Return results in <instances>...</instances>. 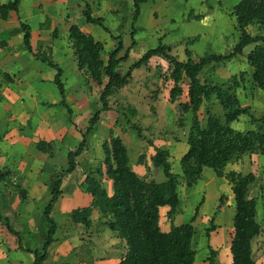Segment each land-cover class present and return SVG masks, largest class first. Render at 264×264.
Instances as JSON below:
<instances>
[{
	"label": "crops",
	"instance_id": "1",
	"mask_svg": "<svg viewBox=\"0 0 264 264\" xmlns=\"http://www.w3.org/2000/svg\"><path fill=\"white\" fill-rule=\"evenodd\" d=\"M10 1L0 0V4ZM133 2L84 0V5L83 0H20L17 12H9L6 19L0 18V175L5 174L0 183V216L7 218L11 228L19 234L10 233L0 219V264L33 263V251L42 247L48 231L44 210L50 200L52 182L67 167V154L75 151L81 143L82 133L92 115L102 110L100 94L107 79H103L100 85L78 69L69 40L70 28L77 26L82 32L91 35L102 44L103 54L107 55L113 47L110 34L113 37L119 35L120 29L124 28H121L124 20L129 19ZM86 5L90 7L94 18L103 19V25L110 34L100 27V30H96V25L85 23L82 13ZM187 5L183 10L186 14L190 10L194 14H203L199 12L200 8L192 9ZM108 18L110 23L107 22ZM22 24L29 29L31 52L23 44ZM134 30V34H137ZM138 41L137 38V46L131 51L133 57L128 59L127 54L126 59L118 65L117 71L121 76L126 75L146 52L141 47L138 49ZM128 50L126 43L117 58H123ZM136 51H142V55ZM168 67L162 58H150L146 65L132 69L128 84L109 98L108 110L100 114V122L88 137L87 147L75 159V170L62 179L61 195L51 213L57 224L55 241L47 249L43 264L120 262L121 259L115 258L113 252L119 239L107 228V219L96 208H92L89 216L91 226L88 230L82 224L74 223L71 214L76 209L91 208L92 197L80 188V184L88 171L102 165L101 147L111 134L123 142L128 155L132 157V170L146 181L163 183L166 180L156 179L157 169L151 161L155 148L166 149L170 157L173 156L179 162L187 153L189 128L181 132L186 134V138L176 142L169 136L171 124H166L169 112L174 116L177 110L176 103L170 98L174 84L167 79L163 85L162 77L156 73H164ZM57 68L64 87V102L68 107L62 105L55 84ZM181 87L185 92L180 101L186 104L188 87ZM212 102H215L214 106L219 105L215 99L204 103L210 105ZM150 113L153 117L147 116ZM143 117L149 118L150 122L139 128L150 131L151 135L146 138L142 134L144 140H141L131 130V125L141 123ZM185 118L188 119V116ZM156 121L160 124H156ZM234 123L231 127L239 131L234 128ZM150 140L152 145L145 146L144 141ZM39 144L45 146L39 148ZM250 156V153H246L229 163L225 173H242L238 163ZM140 158L143 159L142 163L139 162ZM58 162V167H55ZM147 169L151 174L148 178ZM102 182L110 195V181L104 178ZM206 190L216 205L220 204L224 191L227 196L231 195L232 186L227 179L218 177L212 170ZM207 198V194L206 198L203 196V205L207 203ZM161 209L159 227L162 232H169L172 225H183L176 223V217H179L177 213L170 220L166 217L167 208Z\"/></svg>",
	"mask_w": 264,
	"mask_h": 264
},
{
	"label": "trees",
	"instance_id": "2",
	"mask_svg": "<svg viewBox=\"0 0 264 264\" xmlns=\"http://www.w3.org/2000/svg\"><path fill=\"white\" fill-rule=\"evenodd\" d=\"M146 1L134 0L133 25L140 12V4ZM19 2L20 0H12L0 4V18L6 19L11 11L17 12ZM233 11L239 39L230 53L205 55L197 61L190 59L180 61L171 54L170 46L159 45L146 51L131 66L130 71L146 65L152 57H160L168 63L169 79L174 84L170 92L171 101L173 102L176 96L181 95V86L188 87V102L182 104L181 109L183 112L193 114V122L187 138L188 151L180 160L183 179L188 187H192L199 179L203 168H209L218 177L229 180L232 185L235 205L230 245L231 264H256L252 243L261 233V226L256 219L257 202L249 196L250 187L255 183L256 176L253 173L242 174L233 171L225 173V167L246 153H258L264 156V116L259 119L252 118L251 121L256 125L257 130L246 132L234 130L231 124L238 121L242 115H249L248 109L241 107L235 94L238 83L224 87L200 79V75L207 66L229 62L236 55H242L246 47L258 44L247 55L246 61L253 70V84L264 91V35L251 36L247 31V28L253 25L264 30V0H239ZM82 15L86 24L96 25L110 34L103 25V19L94 18L91 15L88 5L85 6ZM21 29L24 32L23 44L26 50L31 52L29 29L24 24L21 25ZM134 33L135 30L132 28V38ZM110 38L115 43V47L103 61L102 44L96 42L91 35L82 32L77 26L70 28L69 40L77 59L78 69L84 71L100 85L105 78L107 83L100 94L102 110L92 115L88 126L82 133L81 143L75 151L67 154V167L52 182L50 200L44 210L48 231L42 247L33 251L32 264H43L47 258V249L55 241L57 224L51 213L54 204L61 195L60 186L63 177L75 170V159L87 147V139L99 124L100 114L108 110L109 98L128 84L130 71L124 76H121L117 71L118 65L126 59L128 52L123 58H117L123 49L122 42L120 38H115L111 34ZM55 84L62 98L61 103L66 106L59 69ZM211 99H216L222 107L223 118L207 112L206 122L201 125L196 113L204 102ZM131 130L137 134L139 139L144 140L139 127L131 125ZM146 143L148 146L152 145L151 141ZM44 146V144L38 145L39 148ZM101 150L102 165L95 171H88L80 184V188L92 197L91 208L74 210L71 220L74 223L82 224L88 230L91 226L89 216L92 208H96L101 216L107 219V228L126 245V253L118 264H194L196 253L192 248V239L194 235L193 223L197 213L188 223L178 227L172 225L169 232H162L159 227L160 208H167V217L171 220L177 213L180 203L177 192L178 177L171 172L168 151L163 148H155V154L151 158L153 167L162 170L166 179L163 183H156L146 181L132 170L128 151L120 138L111 134L110 139L103 142ZM139 162L142 163L143 159L140 158ZM4 178L5 174L0 175V183ZM104 178L111 183L112 193L110 195L102 185ZM224 199V196L220 198V205ZM0 219L6 224L10 233L19 236L11 228L7 218L3 219L0 216ZM213 231H215V226L212 220L211 226L206 230L207 240ZM207 247L210 255L207 258V263L217 264L215 261L216 251L208 243Z\"/></svg>",
	"mask_w": 264,
	"mask_h": 264
},
{
	"label": "rangeland",
	"instance_id": "3",
	"mask_svg": "<svg viewBox=\"0 0 264 264\" xmlns=\"http://www.w3.org/2000/svg\"><path fill=\"white\" fill-rule=\"evenodd\" d=\"M238 1L239 0H148V2L140 4V12L134 25L132 24L131 12H133V5L131 4L128 15L129 19L124 20L125 22L121 26V28L123 26L124 28L120 29L119 35L115 38H120L123 45L127 43V47L129 46L127 53L128 59H130V56L133 57L131 51L137 46L135 45L137 44V38L139 39L138 49L141 47L144 51H148L159 45H167L172 49L171 54L180 61H187L188 59L197 61L199 58L210 54L226 55L233 50L239 39V32L235 28L233 11ZM186 3H188L187 7L189 8H198V10L200 8L199 12H203V14H199L198 12L194 14L192 10L186 14V12L183 11ZM83 4L85 5L84 0ZM109 6H111V3ZM106 16L108 17V15ZM107 22L110 23V18L107 19ZM95 27L97 28L96 30H100L98 26ZM132 28L137 31V34H134L133 38L131 37ZM247 31L251 36L264 35V30L257 25L249 26ZM100 32L102 33V30ZM112 44L113 49L115 43ZM257 45L258 44H253L246 47L242 55H236L229 62L207 66L200 75L202 81H207L213 85L227 87L232 86L234 83H238L235 94L241 107L247 108L249 111V115H242L239 121L233 124L234 128L238 129L240 132L257 130L256 125L253 124L251 120L252 118L259 119L264 116V91L253 84V70L246 61L247 55L250 54ZM138 52L142 55V51ZM138 52L136 51V53ZM102 59H107L106 54H103ZM158 74L162 77L164 81L163 85H165L166 80L169 79V70H166L164 73H156V75ZM161 90L162 89H160V91ZM157 92H159V90H157ZM184 92L181 91V95L176 96L174 102L176 103L177 110L174 111V116L169 112V120L166 122V124H171V127H169V136L173 140H177L176 142L186 138V134L181 132H183L185 128H189L188 130L190 131L193 122V114L191 112L186 114V112H183L181 109L182 103L180 100ZM214 104L215 102H212L210 105L204 103L196 113L201 125H204L206 122L207 112L216 114L219 118H223L224 112L222 107L220 105L214 106ZM186 115L188 119L185 118ZM147 116L153 117L151 113ZM149 120V118L143 117L140 121L141 123L133 124L137 127L143 124L147 126V123L150 122ZM156 122H158L156 124H160L159 121ZM146 131L142 130V134L147 138L150 131ZM184 133H186V131ZM144 144L145 146L147 145L145 141ZM128 156L129 161H131V154ZM169 162L171 165V172L178 177L177 192L180 203L177 209V216L179 217H176V223H188L197 213L193 223L194 235L192 239V248L196 253L194 264H208L207 258L210 255L207 243L216 251L215 261L217 264H231L232 257L230 245L235 215L232 193L230 196H227V192L224 191L222 194L225 196L223 203L221 205L219 203L215 205L211 201L212 198L209 191L206 190V182L209 175L212 173L211 169L206 168L195 184L192 187H188L185 179H183L179 160H176L172 156L169 158ZM58 165L59 162L55 167H58ZM98 167H95L93 171ZM238 167L243 174L253 173L256 176L255 183L250 187L249 196L257 202L256 219L261 226V233L253 240L252 248L256 264H264V156L258 153H251L249 158L246 157L238 163ZM146 171V177L151 175L149 169ZM157 178L165 179L160 169H157L156 179ZM206 194L208 197L207 203L203 205L202 199L203 196L206 198ZM163 210H165V208L161 209V211ZM212 220L215 231L210 233L209 239L207 240L205 234L206 230L211 226ZM115 242L117 241L115 240ZM115 245L113 249L115 253L114 257L122 259L127 250L126 245L124 241L120 239L119 243L117 242ZM107 263L109 262L107 261Z\"/></svg>",
	"mask_w": 264,
	"mask_h": 264
}]
</instances>
